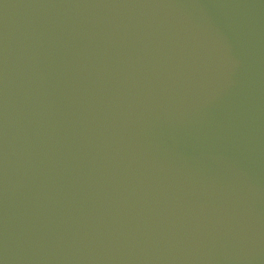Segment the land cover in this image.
Here are the masks:
<instances>
[{
    "label": "water",
    "instance_id": "95a60500",
    "mask_svg": "<svg viewBox=\"0 0 264 264\" xmlns=\"http://www.w3.org/2000/svg\"><path fill=\"white\" fill-rule=\"evenodd\" d=\"M0 264H264V0H0Z\"/></svg>",
    "mask_w": 264,
    "mask_h": 264
}]
</instances>
